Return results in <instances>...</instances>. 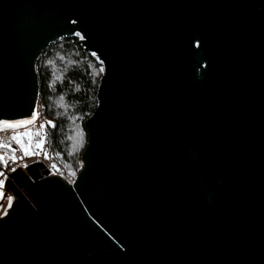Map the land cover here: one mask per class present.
Here are the masks:
<instances>
[{
	"label": "water",
	"instance_id": "1",
	"mask_svg": "<svg viewBox=\"0 0 264 264\" xmlns=\"http://www.w3.org/2000/svg\"><path fill=\"white\" fill-rule=\"evenodd\" d=\"M73 35L102 65L83 164L8 174L0 264H264V0H0V130Z\"/></svg>",
	"mask_w": 264,
	"mask_h": 264
},
{
	"label": "trees",
	"instance_id": "2",
	"mask_svg": "<svg viewBox=\"0 0 264 264\" xmlns=\"http://www.w3.org/2000/svg\"><path fill=\"white\" fill-rule=\"evenodd\" d=\"M39 80V103L46 119L40 135L32 136L31 152L37 139L45 136L63 170L76 173L83 164L82 149L86 143L83 120L96 105V90L102 74L101 63L83 49L78 36H65L51 42L36 61ZM33 132V127L14 129L19 136ZM29 137L23 135V145ZM5 159H0L4 165Z\"/></svg>",
	"mask_w": 264,
	"mask_h": 264
},
{
	"label": "built area",
	"instance_id": "3",
	"mask_svg": "<svg viewBox=\"0 0 264 264\" xmlns=\"http://www.w3.org/2000/svg\"><path fill=\"white\" fill-rule=\"evenodd\" d=\"M45 124L46 119L42 114L41 105L40 103H38L37 118L35 122L30 125L33 127L32 133L34 134L37 131L40 132L44 128ZM42 125L43 127H41ZM12 130L14 129L0 130V152H3L5 154V157H9L7 163H5L1 167L2 175L0 177V180H5L8 174L17 166L25 167L28 163H31L36 160L43 161L45 167L48 168L51 173L61 174L69 181L74 180L75 176L73 174L63 170L60 160L52 152L51 147L49 146L44 135L41 139H37L38 142L41 140L43 141L42 148L35 147V149L32 151V153L34 154L25 155L24 148L22 147V145L18 143L17 140L13 139L15 135L12 133ZM13 157H15L14 160L12 159Z\"/></svg>",
	"mask_w": 264,
	"mask_h": 264
},
{
	"label": "snow or ice",
	"instance_id": "4",
	"mask_svg": "<svg viewBox=\"0 0 264 264\" xmlns=\"http://www.w3.org/2000/svg\"><path fill=\"white\" fill-rule=\"evenodd\" d=\"M102 70V69H101ZM36 117H33L32 120H26V121H21V122H17L16 124H7L5 123L3 125L4 128H17V127H21V126H26V125H29V124H32L34 123ZM43 127V125L41 126ZM23 135H27L29 137V144L27 146H24V153L25 155H29V154H34L31 152V138L33 135H40L39 131H37L36 133H31V132H26L24 134H21L19 136H14L13 139L14 140H17L18 143L22 144L23 145ZM43 146V141H39L37 142L36 144V147L37 148H42ZM0 159H4L3 157H0ZM13 160L15 159V157L12 158ZM0 175H2V173H0ZM3 182L0 181V184H2ZM11 204V200L9 199V205Z\"/></svg>",
	"mask_w": 264,
	"mask_h": 264
},
{
	"label": "rangeland",
	"instance_id": "5",
	"mask_svg": "<svg viewBox=\"0 0 264 264\" xmlns=\"http://www.w3.org/2000/svg\"><path fill=\"white\" fill-rule=\"evenodd\" d=\"M77 36V35H76ZM79 37V36H78ZM102 66V65H101ZM0 157H3L4 159H5V161H6V163H7V161H8V159H9V157H5V154L3 153V152H0ZM3 165L2 164H0V173H2V167ZM73 174V173H72ZM75 174L76 173H74L73 175L75 176ZM0 177H1V175H0ZM0 181H2L3 183L2 184H0V198L2 197V195H3V193H4V180L3 179H1Z\"/></svg>",
	"mask_w": 264,
	"mask_h": 264
}]
</instances>
